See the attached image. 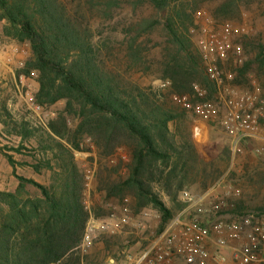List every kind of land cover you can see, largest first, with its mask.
<instances>
[{
	"label": "trees",
	"instance_id": "trees-1",
	"mask_svg": "<svg viewBox=\"0 0 264 264\" xmlns=\"http://www.w3.org/2000/svg\"><path fill=\"white\" fill-rule=\"evenodd\" d=\"M249 8L263 14L264 0H0L2 35L30 51L17 76L37 73L39 108L63 103L36 128L0 112L6 132L19 136L17 147L38 136L34 168L50 172L46 183L19 175L13 155L1 149L18 183L0 190V264H93L82 244L91 215L107 216L108 203L127 205L134 215L157 213L159 235L184 209L183 191L200 195L219 182L230 150L205 160L187 111L172 96L219 100L191 29L201 26L199 12L217 24L240 23ZM238 38L242 61L231 54L222 62L224 81L252 92L255 78L264 97V37ZM77 151H94L97 159L92 194L102 199L90 210ZM254 211L264 214V201Z\"/></svg>",
	"mask_w": 264,
	"mask_h": 264
},
{
	"label": "built area",
	"instance_id": "built-area-1",
	"mask_svg": "<svg viewBox=\"0 0 264 264\" xmlns=\"http://www.w3.org/2000/svg\"><path fill=\"white\" fill-rule=\"evenodd\" d=\"M202 14L205 12H199L197 16L200 17ZM240 27L225 22L213 27L201 24L199 28L191 29V33L196 36L205 72L219 88V100L192 102L186 95H173L172 100L203 120L217 122L232 137L234 156L242 151L240 142L243 139L259 137L262 143L255 147L254 151L264 160V97L261 96V90L256 88L248 92L224 84L222 62L231 54L235 56L237 62L242 61L240 44L233 42L231 44L228 40L229 35H241L246 32ZM29 72V75L24 73L18 75L20 83L37 78L34 70ZM203 96L204 92H201L200 97ZM28 105L29 109L39 108L33 96L29 97ZM221 108L225 113L220 116ZM196 147L199 149L200 143L196 142ZM216 184L213 187H216ZM240 196L241 189L234 185L232 200L227 196L225 198L216 196L209 201L210 203H206L210 197L209 192L193 195L183 191L180 200L185 207L174 216L168 227L139 253L126 255L124 260L116 264H176L174 258L181 264H227L223 249L228 246L230 239L232 242H239L238 246H232V264H264V214L245 210L236 213L231 222L217 220L208 224L204 220L207 215L234 210L236 199ZM187 214H190L188 218ZM148 215L149 211L140 213L142 218ZM155 217L159 219L157 213ZM96 222L101 223V228L106 233H115L127 226H132L143 233L148 231L147 222L139 218L134 219L127 205L112 209L104 217L95 218L91 215L82 244L85 253L90 243L88 236ZM209 242L214 244L213 249L207 247Z\"/></svg>",
	"mask_w": 264,
	"mask_h": 264
},
{
	"label": "rangeland",
	"instance_id": "rangeland-1",
	"mask_svg": "<svg viewBox=\"0 0 264 264\" xmlns=\"http://www.w3.org/2000/svg\"><path fill=\"white\" fill-rule=\"evenodd\" d=\"M200 22L202 26L213 27L214 25H219L215 23L210 16L205 13L200 16ZM221 24V23H220ZM235 26H241L246 32L243 34H259L264 37V11L263 14H260L253 8H249L244 11L242 21L235 22ZM3 22H0V112L8 111L11 115V118L15 120H25L29 122V124L36 128V126H45L46 122L55 116L56 112L59 111L63 103L59 102L56 105H53L49 108H38V109H29V97L33 96L38 89L37 79H27L23 83H20L17 73L23 68L27 59L30 56L29 48L26 44H18L13 40H9L5 36L2 35ZM239 35H229L228 40L233 43H236L237 40L239 42ZM242 35V34H241ZM196 40V36L193 34ZM6 70V73L4 72ZM153 84L158 85L162 88L163 83L153 81ZM167 84V83H166ZM225 85H228L224 81ZM254 90L255 88H259L258 81L253 78ZM253 91V89L251 90ZM221 115H224L225 111L221 108ZM189 119L191 128L193 133L196 129V124L198 126L197 121H201L203 119L189 113ZM1 114V113H0ZM204 121V120H203ZM207 121V120H206ZM215 124L214 131L224 136L223 140L220 142L223 146H227L231 152V164L226 171V173L220 178L217 187H218V198L229 197V200H232V185L240 187L241 189H245L244 193L241 191V196L243 193V197L246 200L250 201L249 207L246 210H254V206L258 205V203H262L264 201V160L259 156L255 155L252 152H247L248 148L245 146H241L242 151L235 155L234 160L239 162L240 165L247 163L248 169L239 170L234 168L232 173V137L217 123L208 121L210 123ZM214 127V126H213ZM41 133V130H38L36 134ZM37 135L32 138L25 140L22 143L23 147H17L19 145V136L12 132V134L7 133L6 129H4L2 123H0V190L13 191L17 186V179L13 175V169L6 160V158L1 153V149L9 152L13 155L15 164V170L17 174L22 175L26 178H33L37 182L46 183L50 176V172L47 169H44L42 172H37L34 168V164L36 162L34 146L36 145ZM248 142V141H247ZM88 143V142H87ZM247 147V146H246ZM17 148L19 149L16 151ZM222 149V148H220ZM201 152L202 157L205 160H214L218 158L221 150L215 151L216 155L211 159L214 151L209 155H204L203 149H198ZM219 152V153H218ZM121 155H124L122 151L119 152ZM210 156V157H208ZM93 157L94 159H90ZM208 157V158H206ZM238 159V160H237ZM75 160L78 163L80 169L84 172V204L88 210L91 209V205L95 202H100L102 197L95 190L92 194V189H94V177L95 171L97 167V159L94 151H77L75 152ZM116 160V156H113L109 159L111 163ZM230 170V171H229ZM252 184H257L255 188H252ZM244 187V188H243ZM27 190L30 194L34 195L37 192V189L34 188L31 184L27 185ZM259 191V194L257 192ZM190 194L196 195L193 190L188 191ZM230 192V193H229ZM231 194V195H230ZM215 197H209L206 203L211 202ZM238 199H236L237 202ZM209 202V203H210ZM207 205V204H206ZM119 207L118 204L114 202L108 203V209L112 210L114 208ZM244 210V209H243ZM150 212V215L142 218L140 213L137 215H133L134 219L145 220L148 224L147 232H140L136 228L132 226L124 227L115 233H106L105 230L101 228V223L96 222L93 224V231L89 234V246L86 247V252L90 255V262L93 264H97V262L107 260L111 253H115L120 261L125 259L126 255H135L139 253L147 244L153 241L157 234V227L159 219L155 217L154 212L147 210ZM178 213V212H177ZM235 213L232 214L229 210L223 211L221 213H217L216 215H207L204 217V220L211 224L217 220L223 222H231ZM208 245H212L209 243ZM239 244H235L234 246H238ZM209 247V246H208ZM213 249V248H212ZM224 256L226 258V262H230L232 264V239L228 242V246L223 249ZM107 262V261H106ZM174 263L181 264L177 258H174Z\"/></svg>",
	"mask_w": 264,
	"mask_h": 264
},
{
	"label": "crops",
	"instance_id": "crops-1",
	"mask_svg": "<svg viewBox=\"0 0 264 264\" xmlns=\"http://www.w3.org/2000/svg\"><path fill=\"white\" fill-rule=\"evenodd\" d=\"M3 73H6L5 69H4ZM197 122H198V126L196 124V129L194 131V139H195L196 142L200 143V148L199 149H203L204 155H206V154L209 155L210 153H212V152H208V151H214V154L210 155L211 159H212L213 156L216 155L215 151H217V149H218V151L222 150L223 148H228L229 149V147L223 146V144L220 142V140L224 139V136L222 134H219L216 131H214V128H215V124L214 123H210L209 122L211 124V125H209L208 121H206V120H204V121L201 120V121H197ZM196 142H195V144H196ZM261 143H262V141H261V139L259 137L245 138V139H243L240 142V146H245V148L249 149V150H247V152H252V153H254L256 155V153L254 151V148L257 147L258 145H260ZM220 148H222V149H220ZM233 149H234V142H233V139H232V173H233V169L234 168L236 169V167L239 170L248 169L249 165H247V163H245L243 165H240L239 162L236 161V159L234 160L235 156L233 155ZM210 156H208V157H210ZM208 157H206V158H208ZM252 185H253L252 188L256 187L254 184H252ZM235 187H237V186H235ZM255 189H257V188H255ZM244 190L245 189H241V191H243V193H244ZM218 191L219 190H218L217 186L216 187L212 186L206 192H209V194H210V196L212 198V197H216L217 195H219L220 192L218 193ZM243 193H242V197L241 198H237V199L238 200L239 199H243L244 200V203H243L244 207H242L240 210L237 209V210L233 211L232 214H234V213L236 214V213L245 211L247 209V207H249V205L251 204L249 200H246L245 197H243ZM257 194H259V191L257 192ZM234 199H236V198H234ZM208 200H209V198H208ZM258 205H260V203H258ZM258 205H255L253 208H256V206H258ZM209 243H211L212 245H208L209 247L208 246L207 247L209 249L214 248V244L212 242H209ZM235 244H239V242L238 243L232 242V246H234ZM227 264H230V262H227Z\"/></svg>",
	"mask_w": 264,
	"mask_h": 264
},
{
	"label": "water",
	"instance_id": "water-1",
	"mask_svg": "<svg viewBox=\"0 0 264 264\" xmlns=\"http://www.w3.org/2000/svg\"><path fill=\"white\" fill-rule=\"evenodd\" d=\"M189 216L190 214H187L186 218H188ZM107 264H116V259H114L113 257H108Z\"/></svg>",
	"mask_w": 264,
	"mask_h": 264
},
{
	"label": "flooded vegetation",
	"instance_id": "flooded-vegetation-1",
	"mask_svg": "<svg viewBox=\"0 0 264 264\" xmlns=\"http://www.w3.org/2000/svg\"><path fill=\"white\" fill-rule=\"evenodd\" d=\"M117 263V262H116Z\"/></svg>",
	"mask_w": 264,
	"mask_h": 264
}]
</instances>
